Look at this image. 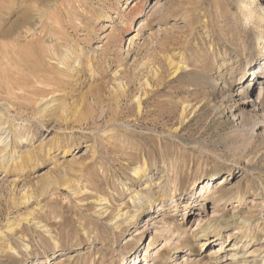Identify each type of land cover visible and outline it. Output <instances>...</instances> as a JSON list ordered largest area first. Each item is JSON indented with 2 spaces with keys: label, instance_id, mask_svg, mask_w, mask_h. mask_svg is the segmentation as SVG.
<instances>
[{
  "label": "rangeland",
  "instance_id": "obj_1",
  "mask_svg": "<svg viewBox=\"0 0 264 264\" xmlns=\"http://www.w3.org/2000/svg\"><path fill=\"white\" fill-rule=\"evenodd\" d=\"M262 51L264 0H0V264H261Z\"/></svg>",
  "mask_w": 264,
  "mask_h": 264
},
{
  "label": "bare ground",
  "instance_id": "obj_2",
  "mask_svg": "<svg viewBox=\"0 0 264 264\" xmlns=\"http://www.w3.org/2000/svg\"><path fill=\"white\" fill-rule=\"evenodd\" d=\"M132 23V22H131ZM110 26L109 25H105L104 26V28L106 29V28H109ZM125 42V38L124 37H122L121 38V46L123 45V43ZM262 55H263V57H264V51H262ZM232 69H234V68H232ZM231 69V70H232ZM247 71V70H246ZM69 73V72H68ZM233 74H234V72H232ZM249 73V70L244 74V75H242V77H241V79H240V82L242 81V80H244V82H243V86L241 87V88H239L238 89V93H236L235 95H242L243 94V88L245 87V85L247 84V82H248V79L247 80H245V78H246V76H247V74ZM253 76H255L256 75V72H254L253 74H252ZM251 76V75H250ZM259 77H261L262 79H263V77H264V70L262 69V70H260L258 73H257V75H256V78L255 79H258ZM242 83V82H241ZM259 94V96H260V92H258ZM33 94V93H32ZM41 94L42 95H40V96H45L44 95V92L41 90ZM261 98V97H260ZM148 170H149V168L148 167H139L138 169H136V171H135V176H136V178H138L139 180L140 179H146L147 178V172H148ZM215 176H217V173H215L214 174ZM215 185V184H214ZM214 185L212 186L213 188H214ZM209 186H210V183H208L207 184V186H203L202 188H201V191H200V198H202L203 199V201H202V207H203V209H202V211L205 213V212H207L208 211V206H207V202H208V200H211V202L212 203H215L214 204V208L216 209V210H218V208L219 207H221L222 205H223V203H222V199H221V195H218L217 196V191H213V188H211L210 190H209ZM198 189H199V187H198ZM171 190V189H170ZM172 198H171V204H172V206H173V208H175L177 205H176V201H175V199H176V195H177V191L176 190H172ZM137 196H139L138 194H136V197ZM161 196V195H160ZM195 197H197V194L196 193H194L193 191H191L190 193H189V196H188V200L189 201H187L185 204H184V207H185V211L186 210H188V208L191 206V205H193L196 201H195ZM152 198V196H150V197H148V199H151ZM159 198H161L162 200H163V198L162 197H159ZM137 200V201H136ZM136 200H134V198H130V205H134V206H137V205H140V201L141 200H143L142 198H140V197H138V199H136ZM157 200H154L153 201V203L154 202H156ZM162 202V201H161ZM150 203V201H148L147 202V204H149ZM142 205H144V204H142ZM105 209V208H104ZM215 210V211H216ZM219 211V210H218ZM105 212H107V210L105 211ZM186 214V213H185ZM201 215H203V214H201ZM138 216H139V212H138V210H132V211H127V212H119L117 215H116V217L114 218V228L116 227V229H119L120 227H121V225H122V223H131V222H135V221H137V219H138ZM218 223V222H217ZM216 223H209V224H207L206 226H203V225H200V224H198L197 225V227H199V229H200V231L198 232V234H199V236H198V239H200V240H204V239H207L208 237H209V233L206 231V229H209V227L210 226H212L213 227V225H215ZM209 226V227H208ZM200 245H203V244H200ZM148 250V249H147ZM189 252H190V255H192V252H191V250L189 249L188 250ZM251 254H254V253H251ZM147 259L148 258H145V262H147ZM182 259H185V260H187L188 261V259L189 258H187V256L185 255V256H183L182 257ZM48 260L49 259H44V261L42 262V264H47V263H49L48 262ZM261 264H264V258H263V261L261 262Z\"/></svg>",
  "mask_w": 264,
  "mask_h": 264
}]
</instances>
